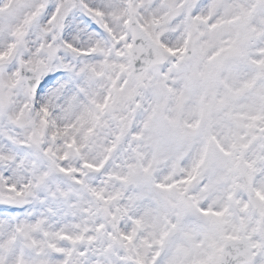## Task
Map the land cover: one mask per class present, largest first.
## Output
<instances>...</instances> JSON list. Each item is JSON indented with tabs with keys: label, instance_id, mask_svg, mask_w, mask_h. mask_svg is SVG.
I'll use <instances>...</instances> for the list:
<instances>
[{
	"label": "snow or ice",
	"instance_id": "1",
	"mask_svg": "<svg viewBox=\"0 0 264 264\" xmlns=\"http://www.w3.org/2000/svg\"><path fill=\"white\" fill-rule=\"evenodd\" d=\"M0 264H264V0H0Z\"/></svg>",
	"mask_w": 264,
	"mask_h": 264
}]
</instances>
